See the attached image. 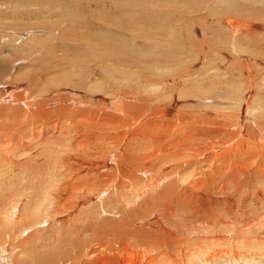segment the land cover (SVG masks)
Instances as JSON below:
<instances>
[{
	"label": "rangeland",
	"instance_id": "1",
	"mask_svg": "<svg viewBox=\"0 0 264 264\" xmlns=\"http://www.w3.org/2000/svg\"><path fill=\"white\" fill-rule=\"evenodd\" d=\"M8 1H11V0H8ZM33 1L34 2H31L30 0V2H28L29 4L28 6L30 7L31 10L36 12L37 10L35 9V7H37L38 5H35V4L36 2L39 3V1L38 0H33ZM56 1L58 3L59 0H56ZM98 1L99 0H83L79 3H76L74 1H68V3L64 2L63 4H59L58 7H61L62 5H65V4L69 5L72 2H74V4H77L81 8V7L86 6L88 2H90L88 3L89 5L90 4L92 5V3L94 4L96 2L95 3L96 5H92L93 7L92 6L91 7L93 10L94 8H96L95 12L97 13L95 14H98L99 20H101L102 12L98 9L103 7L102 4H106V8L110 9L111 13H113V15L116 16L118 10L115 11L114 9H112L113 7L112 5L115 3L114 5L116 7L120 3H122V4H125L124 5L125 7H123L124 9L126 10L130 9L131 11L128 13L131 15L127 16L129 17L127 18V25H129L130 29L133 31V28H131V26L133 22H137L138 12H139L138 10H140V7H136L135 5L134 6L128 5L129 3H132L131 0L129 1L122 0L123 2L121 0H114L115 1L114 3L112 0H109L110 6L108 5L109 4L108 0H100V2ZM153 1H156L157 3ZM162 1L163 2L168 1L167 3L169 5L166 3L163 6L164 7L163 8L162 6H160V4H164ZM177 1L178 0H159V1L158 0H147L145 1V2H148L149 4H152V6L149 5L147 6L148 8L145 7L144 9L146 10L149 9L151 11L155 9L157 11V12L155 11L151 12L152 18L148 17V21H147L149 23L151 22L155 23L159 21L162 22V20L164 19L162 18V14L164 15L165 12L166 14L168 13L167 9L169 8V6L170 8L176 7L174 8V11H173L174 14L170 18L169 22L167 20L166 22L169 24L171 22V25H174V26H177V24L179 23L178 28H181L182 30V33H181V30L179 29V33L182 38L180 37L178 42H174L172 38H170L169 40V38L167 37L165 39V37L163 36H155L160 42H167L166 40L167 39L169 40L168 43H170L171 45V53L169 56H165V54L163 55L160 47L158 46L154 47L153 44H156L154 43V41L152 42L148 38L149 39L148 41L149 43H148V42H145V40L147 41L148 39L144 40V38H141V37L137 39L136 43L129 42L130 44L134 45V47H132L131 51H129L128 54L133 55L134 53L133 51H135V49L137 47L139 48L141 45V47L139 48L140 50H137V51L140 52L138 53L142 55V58H141V55L139 56L138 53L135 56H129V55L122 56L113 51L114 52L113 54L107 55L110 57L109 59H111L109 64L113 68L118 69L120 71V72H116L118 74L114 75L115 72L111 69L112 67H108V69H110V73L113 74L110 76V78L112 77L114 79L116 77H120L121 83H124L127 86L132 84L135 92H137L136 93L137 96L141 98L139 102L138 101L133 102V103L124 102V104H122V98L118 99L117 97L119 94L113 97H110L109 99L115 102L113 103V105L117 106L120 110L126 109V113L123 112V114H121V112L118 113L112 107L109 108L111 106L110 103H109L110 106L108 105L107 107H105L104 105L90 106L91 108L90 111H88V109L85 108V109H82L84 111L83 114L77 113L76 115L70 114L68 111L65 110L63 106L57 105L58 102L55 103L54 105L47 104L44 106H40V108L38 109L39 118H36L37 124H38V120H40V123L37 128L35 126L32 129L31 133L26 135V138H31L27 142L30 143L33 147L36 145V143L40 144L42 147H49V146L54 147L55 145L73 147L79 141H81V139L85 137L87 134L92 133L95 128H99L101 131H105L107 133H110L111 131L118 130V129H121L122 133L127 132V130L129 131L130 129H132V131L135 130L132 134H129L130 135L129 137H131L130 138L131 140L129 139V142H131V145H130V149L127 151V154L130 153V155L127 156L126 152L123 151L122 153H120L119 157L117 156L118 157L117 163H118V167L120 168L118 167L114 168L108 165L104 167V164H101L98 161L99 158H96L93 161L95 162V166H100V168L92 169V171L93 170L95 171L93 172L91 171L89 174L83 173L84 176L83 175L79 176L78 178H76L74 181L71 182L70 186H68V190L65 195L68 198H71L73 201H79L80 202L79 205L76 204L72 208V210L68 209L67 207L63 205L58 206L54 214L55 217L52 220L54 221L52 224L53 226L46 227L47 229L44 230L46 231L45 235H52V232H54V235L47 241H49L52 244V246H56L58 247V249L63 250L64 254H61L62 257L60 256V258L62 259L59 258L60 262L70 261L72 263L73 262L75 263L79 261V262H82L81 264H124L125 258L128 257V253H132L134 251L136 252V249H138V250L147 252V254H149L150 257L154 258V264H195L193 262L195 258L200 259L201 256L205 253H208L209 254L208 256L215 258L218 262V261L223 260L222 259L223 254L221 253L225 254L229 250L236 249L240 252H245L242 247V244L245 239L244 235L234 234L230 238V241H228V243H231L230 247H226L227 246L226 243L224 244H221V242L215 243L211 240L201 241L199 233L205 230L210 222L214 224H218L215 228L220 227L222 225H232L236 219L242 220V222H244L243 225L245 226L247 225L254 226L256 224L257 219L255 218V216L257 215V210L255 209L254 195H256L257 193L255 191V185L252 181H249L245 176H242L238 173L239 165L236 163L239 160V161H242L241 163L246 162L248 164L247 165L248 167H252L254 166V162L252 163V160H255L257 162L256 164L259 163L261 167V172L259 173V176H258V182L264 184V181L262 180V177H264V140H263L264 139L263 137L264 136V129H263L264 128V93H263V101L252 102L253 104L248 107V112H246L247 116L246 114L244 115L245 122L242 121V118H240L242 115L239 118H237V116L235 117V115L233 116V114H235L237 110L238 112L241 111L242 107L239 110V107L237 108L236 106L235 108L233 105H228L229 103H225V102L219 103L220 97L224 96L221 87H217V89L213 88L214 90L212 89L214 94L217 96L215 102H217L218 104L215 103L214 105H210L204 102L209 107L207 108L206 106L204 108V106H200L202 107V109L198 108L199 105H203L201 104L203 103V100L201 99L200 101L199 98H201L200 94L204 93L205 91L204 89H200L199 90L200 94L198 95H194V96L186 95L185 97L179 96L176 102L180 101V104L178 102L176 103L174 100L173 102L174 106L172 107L174 109L170 111V113L172 112L171 115L166 113L167 115L165 114L163 115L164 117H162L163 120L161 118L157 119V117L160 116L158 115L160 108L165 107L168 104V102H172L173 99L168 101L170 99V96L173 93L175 94L179 93L178 90L182 87L180 85L183 84L181 81L180 84L176 85L174 88H171L173 91L172 92L171 89L170 90L168 89V86H166V89H165V86L162 85L163 84L162 81L166 82V81H171L175 78L183 77V75L187 73V72L185 73V71L189 67H190L189 70L192 69L193 71L194 70L196 71L195 73H193L194 76L197 75L199 77V73H200V74L206 75L205 78L207 77L212 78V80H214L215 86L218 85L219 83L218 80H222V79L225 82L227 81L231 82L228 84V86H232V84L233 85L238 84L239 86H242L243 88H247L246 86L248 85H246V82L249 83L250 79L254 85L258 86V84L260 85L261 82L264 83L263 82L264 77L255 78V75H254L255 72L253 71V73L250 74L251 78H249V75L246 73L243 75L244 78L241 80V77H237L238 73L240 72L236 70L233 71V69L229 67L230 64H234L233 59H231V55L228 53L229 50L226 49V47L229 48V46L221 43V41L218 40L222 36L229 35L230 33L229 32L230 26L227 25L226 22H224L226 15L223 16L225 12L223 9L226 7H223V9L217 8L219 12L222 11V14H220L219 12H217V15L214 14L213 16H210V14H208V17H206L207 16L206 15L205 16L206 18L205 17L202 19L200 18L199 20L200 22L198 21L196 22L195 18L196 17L199 18V15H203V14L205 15L206 13H208V10L206 11L203 10L204 12L201 11L202 13L201 12L199 13L200 9H196V10L189 9L187 11L185 8H179L178 7L179 1L178 2ZM241 1H242L243 8L237 7L234 9L243 11L245 13H247L246 11H244L245 6L246 7L249 6L250 8H253L255 6L257 8V6L264 3V0H260V1L254 0L255 2L253 3L254 5L253 6L247 3L248 0H241ZM40 4L45 5L47 3H45V0H42V1L40 0ZM211 4H214V3H210L208 6H211ZM13 6L14 7L12 9L11 7L10 9H5L4 7H0V10H3L4 12L6 10L15 11L18 9L17 4ZM165 6L167 8H165ZM223 6H225L224 1H223ZM129 7H132V8H129ZM214 11L215 9L213 10V12ZM88 14H91V12H89ZM157 14H158V17L155 18ZM85 16L86 15H84V17ZM216 17L219 20H216ZM115 18L116 17L108 16L107 20L109 19L110 21H113ZM28 20L29 19L17 20L16 18L11 19L9 17L6 19H0V37L2 35H7L6 33H3L4 30H7L6 25L14 23L17 26H20V28H22L21 26L23 25V23L30 22ZM129 21L131 24H129ZM190 22L191 23L195 22L194 29H193L194 32H192L193 30L191 28ZM166 24L164 23V25ZM118 25L119 26H116L117 28L116 27L114 28L120 30L121 28H123L124 23L122 24V22H119ZM153 25L156 26V24H153ZM181 25L184 26L183 29ZM53 27H52V33L54 35H52L49 38L41 37L40 36L42 35L41 32H40L41 34H38L37 38L40 41H42L41 45H44V46L43 47L41 46L43 49L39 47L34 50H39V51L41 50L42 52L41 51L40 52L31 51L32 52L31 56L29 55L30 51L28 52V55H29L28 60L30 64L29 72L30 70H33V69L36 70L35 68H37L35 72L34 71H31L30 73L28 72V77L26 78H30L29 81L28 79L27 81L25 79L22 80V83H26L25 85L28 84L29 86L30 85L32 86V87L30 86L29 89L25 88L27 91H29L28 95L29 94L31 95L32 94L31 92L38 93L37 90L41 91V89H38V87L35 84H32L34 83L32 81L34 78L37 80V83L39 84L40 83L39 79L42 80L39 75L40 73H43L44 70H46L44 68H47V65H44V63H41L42 59L43 58L50 59L52 55H54L53 59H55V57L59 58V57H62L64 54L65 49H63L62 51V45H63L64 37H65V33H63L64 32L63 28L66 27V25L60 27L61 29L60 28L56 29L57 27L55 26ZM214 28L217 30H214ZM131 30L129 32H132ZM209 30L211 31V33ZM189 31L193 33L192 35H194L195 33V36L192 37L191 34L189 35V33L187 36L186 34ZM30 32L33 33V32H36V30L30 28ZM183 32H184V35H181L183 34ZM206 32H208L209 34ZM215 32H216L215 36H212L213 35L212 33H215ZM245 32L237 35L236 39L239 41V44L241 46V47L239 46V50L245 51L250 48L249 46H251V48L254 49V46H255V48L260 50V52L256 53L254 50L250 48L252 52L256 54L257 56L261 55L262 57H264V41L262 40V38L264 37H260L258 33L255 34L253 32L254 33L253 34L252 32H247V31ZM23 33H27V31L25 30ZM55 35L56 37H53ZM184 36H186V38H184ZM195 37H197V39ZM69 39H71V37H69ZM202 39H206L207 46L210 45V47L206 46L204 48L203 54L202 52H200V49H202L201 48L202 44L198 45L199 43L196 44L195 43L196 41H194V40H197V42H202ZM8 40H9L8 36L7 37L3 36L1 39L2 42H6ZM246 40H249V41H246ZM48 43H49V47L47 45ZM219 43L222 44L223 46L224 45L226 46H224L223 49L222 47L221 48L219 47L218 49L219 54H216L215 49H217L218 46H222ZM14 44L15 42L12 43V45ZM185 44L189 48L188 47L186 48L184 46ZM54 45H57V46L54 47ZM212 45L214 46V50L211 48L213 47ZM116 47L120 48L119 46H116ZM127 47L128 48L126 49H129V46ZM8 49L9 48L5 50H8ZM155 50L159 51V54H161L160 57L165 56L166 60L159 59L158 54L157 53L155 54ZM149 51L151 52V54H149ZM6 52L8 53L9 50ZM147 52L150 57L147 55ZM33 53H36V54H33ZM38 53L40 55H38ZM153 54H155L156 56L153 57ZM235 54H239V51ZM207 55L208 57H206ZM222 58H224L225 60ZM153 60L155 61L153 62ZM125 62L127 63L126 66L123 65ZM179 62H182V64H180ZM33 63L35 65H33ZM132 65H135V66H132ZM154 65L161 66L160 69H158L160 71H156L154 69L155 71L154 73L150 68V67L154 68ZM172 65L174 66L172 67ZM252 66L255 69L256 65H252ZM253 67H251V69ZM218 68H219V70H217L218 72L221 70L222 71L221 73L219 72V74H217L216 76V69ZM248 69L250 68L248 67ZM65 70L66 69H64L63 66L62 68L61 67L59 68L60 73ZM223 71L224 72L226 71L225 74ZM11 72L14 73L15 70L13 69ZM152 72L154 75L161 76L160 80L159 78L155 79L154 77H152L154 76ZM141 74H145L146 76H143ZM109 75H106V79H105L106 82H104V84L103 83L101 84V86L104 85L103 87L107 86V89L111 88V85H112L111 81L113 80L112 78L108 79ZM147 75L148 76L152 75V76L148 77ZM60 76L61 74L58 76V78L61 79L59 80V83L61 84L59 88H63V86H65L64 84L65 80L63 81V79ZM36 77L37 78L39 77V78L37 79ZM227 79H230V81ZM120 80L118 79L115 82H119ZM119 84L116 87L120 88ZM154 85L157 89L158 88L161 89V92L159 91V93H162L161 96L164 99L160 101L158 100L156 101V99H153L154 96L151 93H153L154 91V88L152 89ZM242 87H239L240 94L236 97H241L243 93ZM30 88L31 89L34 88V90L32 91ZM262 89L264 92V88L261 86V90ZM120 90L123 93V90L122 89ZM164 91L166 93H164ZM169 91H171V93ZM115 92H118V90L116 89ZM253 94H254V97H256V93H253ZM95 96H98V95H95ZM31 100H32L31 98L28 99V101H31ZM10 102L18 103L16 101L12 102V100ZM208 102H211V101L209 100ZM65 103H68V102L66 101ZM1 104L2 103H0V105ZM158 104L161 106L160 108ZM186 104H189V105L186 106ZM219 104H221V106ZM5 105L7 107L4 106L3 108H6L5 109L6 112L4 110H2V112L0 111V122H3L5 120L6 123H8L11 117V115L9 114H13V116H15L21 112L19 110H16L15 112L13 111L11 113V110L9 109V106L11 105L6 104V103ZM225 106L226 107L229 106V108H226ZM175 107L177 108V110L180 107L179 108L180 111L175 110L176 109ZM203 108L205 109V111L207 109L210 110L211 108L210 110L211 114L213 113L215 116L213 114L211 115L210 111H206L207 112L206 114H209L210 116L209 115L205 116V113H204L205 111H202ZM213 108L214 109L217 108V111L219 110L221 113H218L219 112L218 111L215 114V112H213L214 111ZM230 108H234V109L230 110ZM185 110H188L189 112ZM242 110H244V108ZM190 111H191V114H190ZM174 112L177 118L174 115ZM178 112L180 114H176ZM195 112L197 113V115ZM1 113H5L7 118L10 116L9 119L6 120L4 118L5 116L3 114L1 115ZM217 113L219 116L217 115ZM172 115L175 116L173 120L171 119L173 117ZM199 115L201 117H199ZM203 116L205 120H202L204 119ZM179 117L181 118L187 117L186 118L187 121L183 118H182L183 121H181V119L178 120ZM215 117H217L218 119L217 118L215 119ZM221 117L222 119H220ZM167 118L171 120H168ZM227 119H229V121H227ZM237 119H241V122L240 120L238 121ZM170 121L171 123H173L174 121L175 123L173 124L175 125L170 124ZM21 124H22L21 127H23V129H25L26 127L31 128V126L29 125L27 126L24 121ZM178 124L181 127H179ZM241 124H243L242 125L243 128L240 127ZM172 125L174 126V128ZM232 125L235 126V128ZM171 126L173 128L172 130L170 128ZM177 127H178V130H177ZM169 128H170V131H169ZM5 129H8V128H4L2 132H5ZM10 129L7 131H12V129L11 130ZM259 129L260 131L261 130L262 131L259 132ZM137 130L140 136L139 134H136ZM255 130H258V132ZM22 131L23 130H21V132ZM167 131H169V134L171 133L173 134V135L171 134L173 136L172 138L170 137V135L167 136V133H168ZM252 131H255L256 134L262 135V136H259V138L255 139L256 146L253 151H250V147L248 145L246 146V148L244 146L243 148L244 150L242 151V144H244L245 143L244 142V143H240V145H238L237 148L236 147L234 148L233 150L234 152L232 153L233 155L230 154L228 156H224L218 159L212 157L213 158L212 159L211 156H213V154L209 153L210 152L209 151L208 154H212L210 155V158L212 160L208 157L206 158V156L202 154H201L202 156H199L200 153L202 152L204 154L206 149H208L207 147H210V146L212 147L211 151L213 152L214 144L217 147L218 145L217 143H219L220 140L223 143L222 139H224L226 136L227 138H233L234 135L231 132H235L238 135L242 132L241 135L239 136L243 138L245 137L247 139L246 134L249 135L251 134ZM2 132L0 131V134ZM76 133L80 135L78 140H74V134ZM223 133H224L223 135L224 138L222 137ZM5 134L8 135L9 133H5ZM151 134H153V137L156 134V136L160 138L158 139L155 136L154 137L155 140H154V138L151 137L152 136ZM162 134L164 136L166 135L165 137H167L168 139L165 138ZM161 136H163L164 138ZM144 140L145 142H143ZM247 140L252 141L250 140V138ZM212 141L214 143H212ZM258 141H261L259 146L257 145ZM107 142L108 141H106V143ZM143 143L146 144V146ZM14 144L16 146L15 149H20L17 138L16 140L14 139ZM219 146L221 145L219 144ZM106 148H107V144H106ZM141 148H145V149L150 148L151 149L150 153L153 152L152 158L146 160L145 154H135L136 152H140ZM122 149L123 148L121 147L119 151H121ZM247 149H249V151ZM102 150L103 148H99L95 150V152H97L98 154ZM239 150L240 152H238ZM155 152L157 153L154 154ZM235 153L237 154V156ZM98 156H101V155H98ZM241 156L243 157V160H241L242 159ZM201 157H203V159ZM239 157L241 159H239ZM194 158L195 159L197 158L200 161V163H198L199 161L195 162ZM42 162L45 166H48V160L46 158H43ZM213 162L215 163L214 165H213ZM143 164H146L147 168H151L152 170L156 169L155 170L156 174L163 177V180L161 181V183L162 184L165 183L164 187L160 186V184L157 183V188H153L150 186L149 182L147 183V181H141L140 179L138 180L135 179V176H139V175L136 173H133L134 170H132L133 172H130V169H128V167H132L130 165H133L134 167H136V166L143 165ZM41 169L43 168L40 167L39 172L41 174L46 173L47 175V172H49V169L46 167H44L43 171ZM225 171H229V174L234 179L231 178L230 176L226 177L224 175ZM243 174L246 175L245 173ZM132 176H134V178ZM195 178H197L198 181L194 185L191 180ZM144 179L147 180V178H144ZM182 179H185L186 181L181 186L179 181H181ZM51 186H52V183H46L44 185H41V188H42L41 193L45 194L46 190L48 188H51ZM2 196L7 197L6 192L3 194H0L1 198ZM81 198H84V199L81 200ZM257 204L260 205L261 203L258 202ZM9 207L12 208L13 205L12 207L11 206ZM7 208H8V204H7L6 209ZM1 220H3V218L0 219V221ZM259 222H264V211H261ZM247 230L248 229H244V231H247ZM2 237L3 235L0 234V240L4 239ZM32 240L33 239H28L22 244L21 247L27 248L28 249L27 253L30 256V261L33 262L34 264H38L37 261H33L37 258V255L32 251V248H31ZM20 250L21 249L19 248L15 252V254L18 253L19 256L22 255L20 253ZM132 255L135 256L134 253H132ZM22 257L23 256H21V258ZM87 257H90V258H87ZM189 257H193L194 260L192 261L191 259H189ZM24 260H26V257L24 258ZM217 262H213V264H217ZM50 264H56V263H50ZM130 264H134V263L131 262Z\"/></svg>",
	"mask_w": 264,
	"mask_h": 264
},
{
	"label": "bare ground",
	"instance_id": "2",
	"mask_svg": "<svg viewBox=\"0 0 264 264\" xmlns=\"http://www.w3.org/2000/svg\"><path fill=\"white\" fill-rule=\"evenodd\" d=\"M38 1H39V3H37L35 1L36 2L35 5H38V6L35 7V9L37 11L34 12L28 6L29 5L28 2H30V0H11V1L0 0V7H4L5 9H10V7L12 9L14 7L13 5H15V4H17V7H18V9L15 11L6 10L3 12V10H0V19H6L9 17L11 19L16 18L17 20L29 19L28 21H30L28 23H23V25L21 26L22 28H20V26H17L14 23L6 25L7 30H4L3 33H6L7 35L1 34L2 36L0 37V103H2L0 105V111L1 112H2V110L5 111L6 108H3V107L6 106L5 105V103H6V104L11 105V106H9L11 113L13 111L15 112L16 110H19L21 112L18 115H15L17 112H19V111H17L14 114L15 116H13V114H9V115H11V117L9 116L10 121L8 123H6L4 118L7 120V119H9V117L7 118L5 113H1V115L3 114L5 116L3 118L5 123H4V121L0 122V131L2 132V130L4 128H8V129H5V132H2L0 134V194H3L5 192L7 194V197H5V196H2V198L0 197V207H1L0 208V219L3 218V220L0 221L3 223V224L0 223V234L3 235L2 238H4V239L0 240V264H32L33 262L30 261V256L27 253L28 249L21 247L22 244L25 241H27L28 239H33L32 243H31V248H32V251L37 255V258L33 261H37L38 264H50V263L81 264L82 262H79L77 260H76L77 262H75V263L74 262L72 263L70 261L69 262H67V261L60 262L59 258H60V256L62 257L61 254H64L63 250L58 249V247H56V246H52V244L49 241H47L54 235V232H52V235H45L46 231H44V230L47 229L46 227L53 226L52 224L54 221H52V220L55 217L54 214H55L58 206L63 205L65 207H67L68 209L72 210V208L76 204L79 205V203H80L79 201H73L71 198H68L65 195L67 190H68V186L71 185V182L74 181L79 176L83 175V173L89 174L92 171V169H99L100 166H95V162L93 161L96 158H99L98 161L101 164H104V167L106 165H108L110 167H114V168L118 167L117 159H118L120 153H122L123 151L126 152V154H127V151L130 149V145H131V142H129V139L131 138V137H129L130 136L129 134H132L135 130L132 131V129H130L129 131L127 130V132L122 133L121 129H118V130L111 131L110 132L111 134H110V133H107L105 131H101L99 128H95L92 133L87 134L85 137H83L81 139V141H79L73 147L58 146V145H55L54 147L53 146L42 147L40 144H37V143L33 147L30 143L27 142L31 138H26V135L30 134L32 129L35 126H36V128L38 127V125L40 123V120H38V124L36 122V118H39L38 109L40 108V106H44L47 104L54 105L55 103L58 102L57 105L63 106L65 108V110L68 111L70 114L76 115L77 113L83 114L84 111L82 109H85V108L88 109V111H90L91 110L90 106H102V105H104L105 107H107L110 103L111 106L109 105L110 106L109 108L112 107L118 113L121 112V114H123V112L126 113V109L120 110L117 106L113 105V103H115V102H113L109 98L119 94L117 97H118V99L122 98V104H124V102H130V103H133L136 101L139 102L141 100V98L137 96V94H136L137 92H135L133 85L131 84V85L127 86L126 84L121 83L120 77H116L114 79L111 77L113 80L111 81L112 85L110 84L111 85L110 89H107V86H105V87H103L104 85L101 86L102 83L104 84V82H106L105 81L106 75L110 74L108 79H111L110 76L113 75L110 73V69H108V67H112V66L109 64L111 59H109L110 57L107 55L113 54L114 52H116L122 56L129 55L128 52L131 51L132 47H134V45L130 44L129 42L136 43L137 39L141 37V38H144V40L149 38L152 42L154 41V43H156V44H153L154 47H156V46L160 47L163 55L165 54V56H169L171 53V45L168 42H169L170 38H172L174 42H178V40L181 37L180 33H179V29L181 30V28H178V25H179L178 22H177L178 23L177 26L171 25V22H170V24L166 22V20L169 22L170 18L174 14V12H173L174 8H176V7L170 8V6H169V8L167 9L168 13L166 14V12H165L166 15L162 14V18H164L162 20V22L161 21L155 22V23L147 22L148 17H151V12H153V11L157 12L155 9L153 11H151L149 9H147V10L144 9L145 7H147L149 5L152 6V4L145 2L147 0H143L144 2L142 0H131L132 3H129V4L127 3L130 6L135 5L136 7H140V10H138L139 12H138L137 22H133V24L131 26V28H133V31L130 29V26L127 25V18H129L127 16L131 15V14H128L129 12H131L130 9H128V10L124 9L123 7H125L124 6L125 4H122V3H120L119 5L117 4L118 6L115 7V5H114L115 1L114 0H112L114 4L113 5L111 4V5L113 6L112 9H114L115 11L118 10L117 15L116 16L113 15V13H111V10L106 8V4H102L103 7L98 9L102 12L101 20H99L98 14H95V13H97V12H95L96 8H94V10L92 9V7H93L92 5H96L95 4L96 2L94 4L91 2L92 5L91 4L89 5L88 3H90V2H88L86 6L80 8L77 4H74V2L79 3L83 0H59L58 3L56 0H45V3H47L45 5H41L40 0H38ZM68 1H74V2H72L69 5L65 4V5H62L61 7H58L59 4H63L64 2L68 3ZM178 1H179L178 7L179 8H185L187 11L189 9L190 10L200 9L199 10V13H200L203 10L204 11L208 10V13H206L205 15L204 14L199 15V18L196 17L195 18L196 22L197 21L200 22L199 21L200 18L202 19L206 15H207L206 17H208V14H210V16H213L214 14L217 15V12H219V10H218L219 8L223 9V7H226L223 9L225 11L223 16L226 15L224 22H226L227 25L230 26V31H229L230 33H229V35H226L224 33L226 36H222L218 40L221 41V43L229 46V48L226 47V49L229 50L228 53L231 55V59H233V62H234V64H230L229 67L231 69H233V71L236 70V71L240 72V73H238L237 77H241V80L244 78L243 75L246 73L249 75V78H251L250 74L253 73V71L255 72V74H254L255 78H263L264 77V57H262L261 55L257 56L256 54H254L252 52V50H254L256 53H259L260 50L255 48V46H254V49L251 48V46H249L252 50L249 47H247L249 49H247L245 51H240L239 50L240 44H239V41L236 39L238 34H242L245 31L252 32V33L254 32L255 34L258 33L260 35V37H264V3L257 6V8H256L253 5V3L255 1H260V0H255V1L254 0H248L247 3H249L250 5H253L254 7L250 8L249 6H247V7L245 6L244 11L247 12V13H245L243 11L234 9L237 7H242V1L241 0H178ZM223 1L225 2V6H223ZM31 2H34V1L31 0ZM98 2H100V0ZM153 2H156V1H153ZM162 2H160V3H162ZM167 2L168 1L163 2L164 4H160V3H158V4H160V6L163 7ZM210 3H214V4H211V6H213V7L208 6ZM30 4H32V3H30ZM39 5H41V6H39ZM108 5L110 6V1H109ZM129 8H132V7H129ZM165 8H167V7L165 6ZM214 9H215V11L213 12ZM63 11H65V12H63ZM89 12H91L92 15L88 14ZM132 12H134V11H132ZM219 13L222 14V11ZM153 14H155V13H153ZM84 15H86V16L84 17ZM108 16L116 17V18L113 21H110L109 19L107 20ZM157 17H158V14L155 18H157ZM191 19H193V18H191ZM116 20H117V22H116ZM130 20H132V19H130ZM178 20H179V18H178ZM216 20H219V19H217V17H216ZM119 22H122V24L124 23L123 28H121L122 26L119 27V28H121L120 30L116 29L117 28L116 26H119L118 25ZM164 23L165 24L167 23V24L164 25ZM174 23H176V22H174ZM194 23L190 22L192 30L194 29V25H195ZM129 24H131L130 21H129ZM153 24H156V26H154ZM65 25H66V27L63 28V31H64L63 33H65L64 42L62 45V51H63V49H65L63 56L59 57V58L55 57V59H53L54 55H52L50 53L52 55L51 58L49 56L50 59H45V58L42 59L41 58L42 59L41 63H44V65H47V68H44L46 70H44L43 73L38 72V73H40L39 76L42 79V80L39 79V81H40L39 84L37 83V80L34 78L32 81L34 83L31 82L32 84H35L38 87V89H41V91L37 90L38 93L30 91L32 94L28 95L29 91H27L25 88L29 89V87L31 85L30 86L28 84L25 85L26 83H22V80L25 79L27 81V79H28V81H29V79H30V78H26V77H28L29 65H30L29 60H28L29 55L31 56L33 51L34 52L35 51L40 52L41 50L39 51V50H34V49L39 48V47L42 48L44 46V45H41L42 41H40L37 38L38 34L42 33V35H40L41 37L49 38L52 35H54L52 33V27L53 26L57 27L56 29H58V28L65 26ZM211 25H213V24H211ZM114 27H116V28H114ZM183 27L184 26H182V29H183ZM30 28L35 29L36 32L31 33ZM211 28H212V26H211ZM211 28H209V29H211ZM25 30L27 31V33H23ZM130 30L132 32H129ZM211 30H213V29H211ZM214 30H217V29L214 28ZM185 32H186V30H185ZM190 32L191 31L187 32L186 35L188 36V33H189V35L191 34L192 37L195 36V33H194V35H192L193 34L192 32H194V30L191 33ZM181 33H182V30H181ZM206 33H208V32H206ZM210 33H211V31H210ZM212 34H213L212 36H215L216 32L212 33ZM227 34H228V32H227ZM17 35L20 37H18ZM181 35H184V32ZM259 35H258V37H259ZM3 36H5V37L8 36L9 40L6 42H2L1 39ZM68 36L71 37V39H69ZM155 36H163V37H165V39L167 37V38H169V40L167 39L166 40L167 42H160V41H158V39ZM251 36H252V34H251ZM53 37H56V35ZM197 37H198V35H197ZM197 37H195V38L197 39ZM184 38H186V36H184ZM149 39L147 41L145 40V42H148ZM262 40L264 41V38H262ZM194 41H196L195 42L196 44L199 43L198 45L202 44V46H201L202 49H200V52H202V54H203L204 48L207 46L206 39H202V42H197V40H194ZM246 41H249V40H246ZM13 42H15L14 45H12ZM186 42H184V43H186ZM260 42H261V40H260ZM240 43H241V41H240ZM52 44H54V43H52ZM47 45L49 47V43ZM115 45L119 46L120 48L116 47ZM220 45H222V44H220ZM226 45H224V46H226ZM55 46H57V45H54V47ZM127 46H129V49H126V48H128ZM184 46L186 48L188 47V46H186V44ZM224 46L223 45L218 46V48L215 49L216 54H219V52H218L219 47L220 48L222 47V49H223ZM140 47H141V45H140ZM207 47H210V45ZM7 48H9L8 53L6 52L8 50H5ZM137 48L135 49V51H133L134 52L133 55L130 54L129 56H135L139 52L137 50H140L139 48L138 49ZM211 48L214 50V46ZM48 50H49V48H48ZM146 50H148V49H146ZM29 51L30 52L32 51V52L30 53ZM184 51H186V50H184ZM238 51H239V54H235ZM28 52H29V55H28ZM43 52H44V50H43ZM58 52H59V50H58ZM36 53H33V54H36ZM156 53L158 54L159 59H161V60L165 59V56H162L163 58L160 57L161 54H159V51L155 50V54ZM42 54H41V56H42ZM45 54H46V52H45ZM149 54H151L150 51H149ZM149 54L147 52L148 56H149ZM155 54H153V57L156 56ZM38 55H40V54L38 53ZM140 55L141 54H139V56ZM45 56H43V57H45ZM119 57H121V56H119ZM206 57H208V55ZM35 58H37V57H35ZM141 58H142V55H141ZM196 58H197V56H196ZM216 58H218V57H216ZM124 59H126V58H124ZM222 59H224V58H222ZM154 61L155 60H153V62ZM179 63L182 64V62H179ZM126 64L127 63L125 62L123 65L126 66ZM33 65H35V64L33 63ZM252 65H256L257 67L255 66V69H254V67ZM62 66L66 70L60 73L59 68L60 67L62 68ZM132 66H135V65H132ZM173 66L174 65H172V67ZM160 67L161 66L154 65V68L153 67H150V68L155 73L154 69L156 71H160V70H158V69H160ZM248 67L250 69H248ZM251 67H253V68L251 69ZM258 67H260V68H258ZM189 68L185 71V73L186 72L187 73L185 75H183V77L175 78L171 81H166V82L161 80L163 82L162 85L165 86V89H166V86H168L169 90L171 88H174L176 85L180 84L181 81L183 84L180 85L182 87L178 90L179 93H177V94L173 93L172 94L173 96L172 95L170 96V99L168 101L173 99L172 102H168L167 105L164 103L166 105L165 107H161L158 104L159 108L160 107L161 108H160L159 113H158V115H160V116L157 117V119L158 118L162 119V117H164L163 115H165L166 113L169 115L172 114V112L170 113V111L172 109H174V108H172L174 106L173 102H174V100L176 102V100H177V98H179V96L185 97L186 95H188V96L189 95H192V96L198 95V94H200V91H199L200 89H204L205 91H204V93L200 94L201 98H199V100L200 101H201V99L203 100V103H201L203 105H199L198 108L202 109V107H200V106H204V108H205L207 106L205 103L210 104V105H214L215 103H217V102H215L217 96L214 94L212 89L213 88L217 89V87H221L224 96L220 97L219 103H224V102L229 103L228 105H233L235 108H236V106H237V108L239 107V110L242 107L241 111L238 112V110H237V112L235 114H233V116L235 115V117L237 116V118H239L242 115L240 117V118H242V121H244V115L246 114V112H248V107L253 104L252 102L263 101V93L264 92H263V89L261 90V86L264 88V83H262V82L260 83V85L258 84V86H256L253 84V82L250 79L249 83L246 82V85H248L246 87L249 90L247 88H243L242 86H239L238 84H235V85L232 84V86H228V84L231 82H228V81L225 82V81H223V79L218 80L219 83L217 86H215L214 80H212V78H210V77L205 78L206 75H203L200 73H199V77L197 75L194 76L193 73H195L196 71L195 70L193 71L192 69L189 70ZM13 69L15 70L14 73L11 72ZM35 69L37 70V68H35ZM111 69L115 72L114 75L118 74L116 72H120L118 69H115L113 67ZM36 70L33 69V70H30V72L31 71L35 72ZM217 70H219V68L216 69V76H217V74H219V72L221 73V71H222L221 70L218 72ZM227 70H228V68H227ZM38 71H40V70H38ZM250 71H252V72H250ZM41 72H42V70H41ZM153 72H152V74H153ZM165 72H167V71H165ZM165 72H163V73H165ZM225 72H224V74H225ZM60 74H61L60 77L63 79V81L65 80L64 81L65 86H63V88H59V86H61V84L59 83V80H61V79L58 78V76ZM157 74H159V73H157ZM141 75L146 76L145 74H141ZM151 76L152 75H149L148 77H151ZM180 76H182V75H180ZM152 77H154L155 79L159 78V80H160L161 76L154 75ZM118 79L120 81L115 82ZM230 79H227V80L230 81ZM31 80H32V78H31ZM263 82H264V78H263ZM119 83H121V84H119ZM118 84L120 85V88L116 87ZM239 87H242L243 93H242L241 97H236L240 94L239 93L240 92ZM153 88H154V91H153V93H151L154 96L153 99H156V101L157 100L160 101V100L164 99L161 96L162 93H159V91L161 92V89H159V88L157 89L155 87V85H154V87H152V89ZM116 89L118 90V92H115ZM120 89L123 90V93L121 92ZM31 90L33 91L34 88ZM171 91H172V89H171ZM171 91H169V92L171 93ZM201 92H202V90H201ZM164 93H166V92L164 91ZM253 93H256V97H254ZM95 95H98V96H95ZM117 97H115V98H117ZM195 97H197V96H195ZM29 98H31L33 101L32 100L28 101ZM25 99H26V101H25ZM11 100H12V102L16 101L18 103H15V102L11 103L10 102ZM209 100L211 102H208ZM66 101L68 103H65ZM161 103H163V102H161ZM178 103L180 104V101ZM187 105H189V104H186V106ZM219 105L221 106V104H219ZM186 106H185V108H186ZM181 107H183V106H181ZM208 107L209 106H207V108ZM179 108H178V110H177V108L175 110L180 111ZM204 108L202 111H205ZM211 108H210V110H211ZM223 108H224V106H223ZM226 108H229V106ZM243 108H244V110H242ZM181 109H183V108H181ZM231 109L233 110L234 108H230V110ZM188 110H185V111H188ZM210 110L207 109L206 111H210ZM182 111H184V110H182ZM191 111H190V114H191ZM206 111L204 112L205 116L209 115V114H206L207 113ZM218 111L216 108V109H214L213 112H215V114H216V112H218ZM52 112H54V111H52ZM199 113H200V111H199ZM218 113H221V112L219 111ZM218 113H217V115H218ZM176 114H180V113L178 112ZM210 114H211V111H210ZM174 115H175V112H174ZM174 115H172L173 116L171 118L172 120L176 116V115L175 116ZM196 115H197V113H196ZM246 116H247V114H246ZM199 117H201V116L199 115ZM150 118H152V117H150ZM176 118H177V116H176ZM182 118L179 117L178 120L181 119V121H183V119L186 120L187 117L186 118L184 117L183 119ZM203 118H204V116H203ZM216 118L217 117H215V119ZM171 119H168V120H171ZM196 119H198V118H196ZM220 119H222V117ZM185 120H184V122H185ZM198 120H200V119H198ZM202 120H205V118ZM237 120L238 121L240 120V122H241V119H237ZM23 121L26 123L27 126L28 125L31 126V128L26 127L25 129H23V127H21V125H22L21 123ZM227 121H229V119H227ZM231 121H233V120H231ZM213 122H215V121H213ZM219 122H221V121H219ZM244 122H243V124H244ZM173 123H175V122L173 121ZM173 123H171V121H170V124H173ZM176 123H177V121H176ZM179 124H178V126H179ZM243 124H241L240 127L243 128V126H242ZM173 125H175V124H173ZM190 125H192V124H190ZM172 126L170 127L171 130L174 128V126H173V128H172ZM54 127H56V126H54ZM179 127H181V126H179ZM233 127L235 128V126H233ZM10 128L12 129V131H7ZM170 128H169V131H170ZM21 130H23V131L21 132ZM177 130H178V127H177ZM169 131H167L168 133L166 132L167 136L170 135V137L172 138L173 134L172 133H171L172 135L169 134ZM255 131L258 132V130H255ZM255 131H252L251 134H249V135L246 134L247 139L250 138V140H252V141L247 140L245 137L243 138V137L239 136V135H241L242 132L239 135L235 132H231L234 135L233 138H227V136L224 138L223 137L224 133H223L222 134V137L224 138V139H222L223 143L221 142V140L219 141V143L216 142L218 145L216 147L214 144L213 152L211 151L212 147L209 145L210 147H207L208 149H206L204 154L202 152V153H200L199 156L205 155L206 158L207 157L210 158V155L213 154V156H211V158L214 157L216 159L224 157V156H228L234 152L233 150L235 147L237 148V146L240 145V143H244V142L245 143L242 144V151L244 150L243 149L244 146L246 148L247 145L250 147V151H253L255 146H256L255 139L259 138V136H262L260 134H256ZM261 131L259 129V132H261ZM236 132H237V130H236ZM5 133H9V134L6 135ZM126 133H128V134H126ZM136 134H139L138 130H137ZM151 135H152L151 136L152 138H154L156 136V134L154 137H153V134H151ZM139 136H140V134H139ZM163 136H161V137H163ZM79 137H80V135L78 133L74 134V140H78ZM16 138L19 142V148L20 149H15L16 146L14 144V139L16 140ZM165 138H167V137H165ZM154 140H155V138H154ZM106 141H108V142L106 143ZM140 141H141V139H140ZM143 142H145V140ZM260 142L261 141H258V143H257L258 146L260 145ZM153 143H154V141H153ZM160 143H162V142H160ZM212 143H214V142L212 141ZM106 144H107V148H106ZM132 144H133V142H132ZM219 144L221 146H219ZM144 145L146 146V144H144ZM121 147L123 149L121 151H119V149ZM99 148H103V150L97 154V152H95V150H97ZM117 150H118V152H117ZM150 150H151L150 148H147V149L141 148L140 152H136L135 154H145L146 160H148V159L152 158V155H153V152L150 153ZM247 150L249 151V149H247ZM132 151H130V152H132ZM157 152H155L154 154H156ZM206 152H207V154H206ZM208 152L212 153V154H208ZM235 152H236V150H235ZM238 152H240V150ZM98 155H101V156H98ZM129 155H130V153L127 154V156H129ZM236 156H237V154H236ZM102 157H104V158H102ZM43 158H46L48 160V166H45L43 164V162H42ZM197 158L196 159L194 158L195 162L199 161ZM201 158L203 159V157H201ZM239 159H241V158L239 157ZM235 160H237V159H235ZM241 160H243V157ZM241 162L242 161L238 160L236 163L239 165L238 173L242 176H245L249 181H252L254 183L255 191L257 193L256 195H254L255 209L257 210V215L255 216V218L257 219L256 224L254 226H252V225L245 226V225H243L244 222H242V220L236 219L232 225H222L220 227L215 228L218 224H214V223L210 222L208 224L207 228L199 233V236H200L201 241L211 240L215 243H218V242H221V244L226 243V245H227L226 247H230L231 243H228V241H230V238L234 234L235 235H244L245 239H244V242L242 241L243 242L242 247H243L245 252H240L236 249L229 250L225 254L221 253V254H223L222 255L223 260L218 261V262L215 258L208 256L209 255L208 253L203 254L200 259L195 258V260H194L193 257H189V259H191L192 261L194 260L193 262L195 264H213V262H217V264H264V222H259V217L261 216V211H264V184L258 182V176H259V173L261 172V167H260L259 163L256 164L257 162L255 160H252V163L254 162V166H252V167H248L247 166L248 164L245 161H243L245 163H241ZM198 163H200V161ZM214 164L215 163L213 162V165ZM250 165H251V163H250ZM130 166H132V167H128V169H130V172H133L132 170H134L133 173H136L139 175V176H135V179H137V180L140 179L141 181H147V183L149 182L150 186L153 188H157V183H159L160 186H162V187L165 186V183L164 184L161 183V181L163 180V177L156 174V171H155L156 169L152 170L151 168H147L146 164L139 165L136 167H134L133 165H130ZM40 167H42L43 169H44V167L49 169V172H47V175L44 172H43L44 174H41L39 172ZM118 168H120V167H118ZM43 169H41V170L43 171ZM142 169H144V170H142ZM217 170H219V169H217ZM93 171H95V170H93ZM243 173H245L246 175H244ZM224 175L226 177H228V176L231 177V175L229 174V171H225ZM128 176H130V175H128ZM132 177L134 178V176H132ZM144 178H147V180ZM231 178H233V177H231ZM262 180L264 181V177H262ZM185 181H186L185 179H182L181 181H179L180 185L182 186V184H184ZM191 181L195 185L198 180H197V178H195ZM46 183H52V186H51V188H48L46 190L45 194H42L41 193L42 192L41 185H44ZM20 186H21V188H20ZM82 199H84V198H81V200ZM257 200H258V202L261 203L260 205L257 204L258 203ZM2 201H3V203H2ZM7 204H8V208L6 209ZM12 205H13V207H12ZM9 206H11L12 208H10ZM58 209H60V208H58ZM213 228H215V229H213ZM244 229H248V230L244 231ZM19 248L21 249L20 253L22 254L20 256L18 255V253L15 254V252ZM132 253H134L135 256L132 255ZM132 253H128V257L125 258L124 264H130L131 262H133L134 264H143V263L144 264H154V258L150 257L149 254H147V252L136 249V252L134 251ZM21 256H23V257L21 258ZM25 257H26V260H24ZM19 258L22 261H20ZM87 258H90V257H87ZM60 259H62V258H60ZM212 260H213V262H212Z\"/></svg>",
	"mask_w": 264,
	"mask_h": 264
}]
</instances>
